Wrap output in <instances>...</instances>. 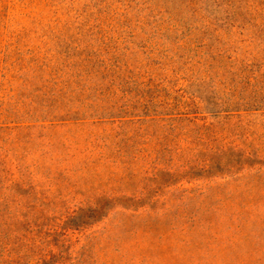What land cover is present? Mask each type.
Listing matches in <instances>:
<instances>
[{"label": "rangeland", "instance_id": "obj_1", "mask_svg": "<svg viewBox=\"0 0 264 264\" xmlns=\"http://www.w3.org/2000/svg\"><path fill=\"white\" fill-rule=\"evenodd\" d=\"M0 264H264V0H0Z\"/></svg>", "mask_w": 264, "mask_h": 264}]
</instances>
